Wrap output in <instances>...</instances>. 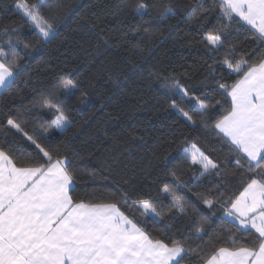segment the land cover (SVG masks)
<instances>
[{
	"label": "trees",
	"instance_id": "1",
	"mask_svg": "<svg viewBox=\"0 0 264 264\" xmlns=\"http://www.w3.org/2000/svg\"><path fill=\"white\" fill-rule=\"evenodd\" d=\"M46 2L52 7L42 14L55 31L44 40L17 7L20 0H0V46L7 49L11 39L23 68L12 87L0 91V146H8L18 161L31 158L33 146L6 127L7 118L25 122L29 133L39 134V126L55 115L41 106L42 99L51 94L62 100L67 91L63 82L71 81L74 95L64 105L71 126L57 146L72 161L76 198L113 201L119 200L117 193L127 192L133 201H153L165 210L156 223L134 204H120L154 239L196 249L183 264H200L214 247L228 246L231 222L219 202L239 195L254 173L235 166V154L211 124L204 126L196 101L171 81L178 80L191 96L209 104L210 113L219 109L222 114L215 103L223 99L219 86L236 77L229 74L225 58L255 60L264 54V44L241 21L224 17L217 0H143L148 7L141 15L135 12L138 0ZM57 2L64 5L58 12L62 19L53 20ZM169 9L172 14L165 17ZM208 33L221 35L222 46L208 45ZM205 119L215 122L211 116ZM192 144L221 163L219 175L201 176L202 169L185 160L184 149ZM173 171L186 186H177ZM165 184L191 201L186 214L167 211L171 201L161 191ZM197 196L214 200V209ZM201 224L205 231L197 234Z\"/></svg>",
	"mask_w": 264,
	"mask_h": 264
},
{
	"label": "snow or ice",
	"instance_id": "2",
	"mask_svg": "<svg viewBox=\"0 0 264 264\" xmlns=\"http://www.w3.org/2000/svg\"><path fill=\"white\" fill-rule=\"evenodd\" d=\"M17 7L23 9L44 40L55 31L52 21L42 14L46 7H52L50 2L38 0L29 4L20 0ZM63 7L59 2L55 4L57 14L53 20L62 19L58 12ZM147 7L143 0H138L136 14H143ZM219 9L230 22L238 19L248 25L255 39L264 44V0H220ZM170 14L171 9L165 17ZM195 15L194 11L189 19ZM204 40L213 49L222 46L219 34L208 33ZM17 42L22 41L17 38ZM21 59L11 39L7 49L0 46V90L8 91L15 83L23 71ZM224 65L236 77L233 83L219 86L223 99L215 103L223 110L222 114L219 109L210 113L209 104L191 96L178 80L171 81L172 87L196 101L204 126L211 124L214 133L228 145L227 150L235 154V166H247V171L254 173L239 195L219 202L224 217L231 220L226 237L230 244L214 247L201 257L200 264H264V54L251 61L225 58ZM62 86L67 89L62 100L50 94L41 101V106L54 110L55 115L39 126V134L29 133L23 126L25 122L7 118L6 127L29 141L34 154L18 161L8 146H0V264H183L186 256L197 253L196 249L182 242L154 239L146 226L120 204V201L134 204L136 211L156 223L163 219L165 210L158 209L153 201H133L127 192L117 193L119 200L113 201L76 198L72 161L57 146L60 137L70 129L64 105L71 103L74 95L71 81H64ZM180 111L195 124L188 112ZM209 116L215 120L214 124L205 119ZM184 152L185 160L202 169L201 176L220 174L221 163L195 144ZM172 175L177 186H186L177 172ZM161 191L170 198L168 212L186 214L190 200L177 195L168 184ZM197 198L214 209V200ZM222 223L228 221L222 218ZM204 231L202 224L196 227L197 234Z\"/></svg>",
	"mask_w": 264,
	"mask_h": 264
},
{
	"label": "crops",
	"instance_id": "3",
	"mask_svg": "<svg viewBox=\"0 0 264 264\" xmlns=\"http://www.w3.org/2000/svg\"><path fill=\"white\" fill-rule=\"evenodd\" d=\"M219 3H220V0H217ZM242 22V21H241ZM243 23V22H242ZM244 24V23H243ZM245 26H247L249 29H250V27L248 26V25H246V24H244ZM1 91V90H0ZM229 222H231V220L229 219V218H227V217H225Z\"/></svg>",
	"mask_w": 264,
	"mask_h": 264
}]
</instances>
